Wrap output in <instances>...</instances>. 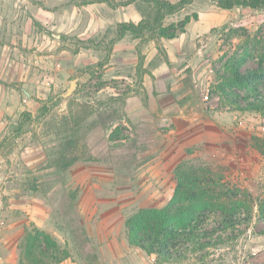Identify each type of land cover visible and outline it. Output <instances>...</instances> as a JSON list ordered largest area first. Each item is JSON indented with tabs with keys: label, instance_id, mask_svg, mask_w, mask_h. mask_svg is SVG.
<instances>
[{
	"label": "rangeland",
	"instance_id": "374dc122",
	"mask_svg": "<svg viewBox=\"0 0 264 264\" xmlns=\"http://www.w3.org/2000/svg\"><path fill=\"white\" fill-rule=\"evenodd\" d=\"M33 2L45 7L44 0ZM125 2L142 18V11L153 13L147 0ZM194 14L198 19L177 37L144 42L131 32L121 36V23L84 40L60 41L44 31L39 44L62 52L71 70L57 78L40 67L54 79L34 84L0 76V264H26L27 227L69 253L56 264H264V215L257 207L264 154L255 140L264 139V115L248 107L252 86L232 81L234 66L263 73L255 84L264 93V7L225 10L194 0L164 25L173 31ZM43 104L50 110L41 116ZM24 111L33 118L20 131ZM181 164L254 210L249 221L219 232L224 243L161 262L129 243L125 222L141 208L168 203ZM203 207L204 227L219 226L222 210Z\"/></svg>",
	"mask_w": 264,
	"mask_h": 264
},
{
	"label": "trees",
	"instance_id": "16d2710c",
	"mask_svg": "<svg viewBox=\"0 0 264 264\" xmlns=\"http://www.w3.org/2000/svg\"><path fill=\"white\" fill-rule=\"evenodd\" d=\"M194 0H147L148 7L153 12L146 14L138 22H124L119 25V34L131 32L141 42L158 37L174 38L185 31L186 25L192 19H198V14L186 16L180 23L173 25L169 31L164 25L166 18L184 9ZM219 8L232 10L236 7H250L258 9L264 7V0H213ZM144 55L139 51L138 70L141 75ZM232 81L241 86L251 85L252 101L248 102L251 110H257L264 115V93L257 89L256 80L263 77V73L248 71L243 74L237 66L232 68ZM231 103L242 108V102L232 98ZM49 107L43 104L39 111L46 115ZM100 122L108 127L104 114H98ZM33 118L31 112L24 111L18 122V130ZM256 146L264 154V139L255 137ZM189 168L190 170L186 169ZM220 183L202 175L196 169L179 165L176 170V187L173 196L166 205L159 208H141L127 217L125 226L128 241L131 245L141 248L149 255H156L161 262H181L188 251L204 250L211 245L224 243L226 238L219 232L232 230L238 224L249 221L253 212V205L247 201H235L234 195L222 191ZM209 204L223 212V220L217 227L206 228L204 224L209 214L204 212V205ZM244 207L243 211L239 208ZM258 212L264 215V197L257 204ZM212 238V239H211ZM205 239H210L205 241ZM23 259L26 264H56L68 258L69 253L62 250L56 239L34 227L26 228L21 245Z\"/></svg>",
	"mask_w": 264,
	"mask_h": 264
},
{
	"label": "crops",
	"instance_id": "0c3cea01",
	"mask_svg": "<svg viewBox=\"0 0 264 264\" xmlns=\"http://www.w3.org/2000/svg\"><path fill=\"white\" fill-rule=\"evenodd\" d=\"M125 1L44 0L43 7L33 0H0V76L9 83L34 84L54 79L52 73L40 74V67L54 70L57 78L69 72L62 52L39 44L44 31L60 41L68 36L84 40L110 25L138 23L139 10ZM3 97L0 94V103Z\"/></svg>",
	"mask_w": 264,
	"mask_h": 264
},
{
	"label": "water",
	"instance_id": "95a60500",
	"mask_svg": "<svg viewBox=\"0 0 264 264\" xmlns=\"http://www.w3.org/2000/svg\"><path fill=\"white\" fill-rule=\"evenodd\" d=\"M74 86H75V83L73 82V85L70 87L69 91L73 90Z\"/></svg>",
	"mask_w": 264,
	"mask_h": 264
}]
</instances>
